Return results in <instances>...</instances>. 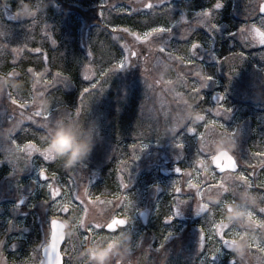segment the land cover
I'll return each mask as SVG.
<instances>
[{"label":"rangeland","instance_id":"rangeland-1","mask_svg":"<svg viewBox=\"0 0 264 264\" xmlns=\"http://www.w3.org/2000/svg\"><path fill=\"white\" fill-rule=\"evenodd\" d=\"M192 1L194 0H170L168 10L160 16H155L154 22L175 25L172 33L166 35L162 41L170 49H179L174 55H187L189 48L182 46V43L197 31L204 33L202 36L207 37L209 44L204 43L202 44L203 47L197 50V59L200 56L204 58V72L202 74L208 73L213 79L202 91L206 99L202 102V106L215 108L216 98L224 95L223 105L231 111L222 113L220 117L202 113L206 115L209 126L206 130L199 125L202 115L196 109L194 102L190 100L189 89H186L178 80L179 64L177 67L164 64L161 71H156L154 68L156 63L155 52L150 55L151 62L149 65L151 68L149 74L151 75L147 80L144 74H133L132 71L128 70L130 69L129 66L113 72L110 75L111 78L109 77L106 83L102 85L103 91H100L101 86L98 85L97 89L92 90L90 94L85 93L83 100L80 98L78 107L81 108V113H84L82 114L84 123L87 122L86 126L94 138L95 147L86 160L76 163L74 166H68L66 171L73 169L77 186L87 184L90 187L93 200L96 196H100L101 201L115 203L118 197L127 196L132 204L130 214L134 238L141 239L144 246L134 248L133 234L126 230H122L114 236L106 233L96 235L94 238L90 236L87 241L78 238V228L86 227V221L102 224L103 219L100 215L106 213L111 207V205L106 207L103 203L94 202L88 205V213L85 215L81 213L82 216L79 218L77 215L79 209L73 211L66 220L58 218L67 225V239L76 242L77 249L73 253L74 257H78L77 254L82 253L84 247H87L88 252L95 253L99 260L102 259L101 253L105 256L122 254L126 257L139 258L138 256L142 252L141 255L145 256L146 264H200L199 229L203 225V214L197 215L194 204L189 203L180 206V214L170 224L163 222V218L170 214L169 206L174 202L175 194L172 188L174 181L178 182L177 186L182 189L179 194L181 197H191L194 196L196 189L189 188L188 181L193 184L199 181L200 185H203L206 175H208V179H211V162L205 160V163L196 164L195 157L192 159L197 148L194 137H185L186 147L182 154L173 147L171 137L175 136L178 128L184 127L189 121L194 125L198 124L199 131H206L208 139H216L212 143V151L215 154L221 150L229 153L235 151L241 169L250 174L253 169L248 168L247 164L255 165V176L251 178L257 184L264 182V169L260 166L261 158L252 155L254 152H264V50L246 46V58L234 61L235 72L230 75L232 68L229 63L223 61L217 63L215 61L217 57H220L219 54L226 53L222 57L229 58L232 54L241 52L242 45L238 42V36L228 35L229 26L225 24H218L219 31H216L213 36H210L204 27H198L197 25L206 24L210 19L217 23L218 20L224 18L225 14L222 13V8L218 12L214 11L211 18L203 17L200 15L202 11L193 10L194 3ZM209 1L200 0V6L208 4ZM241 1H239L240 6L245 4L239 7L240 9L243 7L241 9L243 12L232 14L237 19H240V15L243 13H249L247 11L250 5L258 2V0ZM147 2L149 0H139V2L138 0H34V2L33 0H27V2L21 0L18 15L25 20L13 22L6 19V16L11 15V11L7 7L0 11V30L7 33L5 40L0 39V64L8 53L19 60L25 51V44L29 47L36 43V46L39 47L43 42L42 38L48 41L52 49L61 45L63 47L62 52L65 54L66 47L74 45L77 37L78 45L82 47L78 65L81 68V65L88 62L86 74L90 78L89 80L82 78V81L91 85L93 81L99 78L97 72L100 71L101 63L104 61L101 56L102 53H96L89 57L90 49L86 47L83 36L94 37L103 34L107 36L109 44L119 51L125 45H128L132 50V45L141 43L136 41L134 33L142 35V30L122 21L125 18L136 19L139 17L141 25L147 22L149 18L146 15L141 14L132 17L126 15V10L133 7L143 8ZM101 3L107 5L104 20H101L99 16ZM12 8H15V0H13ZM209 9H214V6ZM92 10H97L100 24L87 23V16L92 18V13H90ZM37 13L41 17L33 30L28 32L26 25L30 21L27 19ZM43 15L44 17H42ZM181 16H186L190 23H180ZM44 18L49 26L48 29L44 28ZM113 27L117 28V31L113 32ZM125 27L130 29L129 33L122 31ZM258 39L264 42V35L258 33L257 43ZM129 41L132 42V45H129ZM95 43L100 49H105L106 44L103 39L100 42L95 40ZM5 44L7 46H4ZM13 48H17L19 51H13ZM106 49L108 50L109 46ZM66 51L70 52L68 49ZM111 59L108 57L107 62H110ZM143 65L141 62L142 73L145 71ZM81 70L82 76L85 71L82 68ZM187 70L185 69V71ZM117 73L122 75L117 76ZM180 75L182 76V74ZM113 83H120L116 93L119 97L113 100L114 104L111 108L106 103L100 106V100L108 101V95L113 93L109 92ZM148 83L154 84V92L149 89ZM187 83L189 85L197 83L199 86L202 81H199L193 72L191 77L187 78ZM35 84L41 85L40 79H37ZM61 84L70 87L66 80L58 85ZM169 88L172 89L171 92L168 91ZM251 89L258 93L256 94L257 97L255 96L257 99L255 102H252L254 97L248 95ZM177 93L181 94L179 98H177ZM41 95L43 94L37 93L33 102L29 103L30 109L40 114H42L40 110ZM241 101L244 104L254 103L255 110L253 113L246 108L239 110L236 103ZM177 105L182 110L174 113L170 122L162 128V137L153 134L151 128L156 111L162 110L163 113L171 115L169 109L175 108ZM143 112L145 116L142 115ZM4 113L5 111L0 109V124ZM71 114H73L71 117L63 116L61 118H59L60 115H58L59 117L54 115L52 120L55 121L59 118L61 123H69L71 118L75 116V112ZM27 119L24 118L19 121L20 124L27 123ZM213 119L222 123L225 128L213 127L211 125ZM60 122L56 120L53 124L56 125ZM161 123L163 124V117ZM225 130L237 133L236 143L230 135H221ZM4 142V138L0 137V159L8 161L0 165V171H5V174L0 178V238L7 234L8 245H17L16 252L8 253L9 259L15 260L27 258L32 254L31 250L38 246L41 237L40 221L44 215L40 204L43 193L33 183L37 181L34 162L30 163L24 171L18 172L17 168H23L25 161L21 158L17 162L19 152L14 146H6ZM134 143L137 145L136 154L140 157L139 160L135 161L131 159L133 155L131 146ZM141 143L146 145L143 151H139ZM225 145L227 147H224ZM26 148L37 151L33 145H27ZM41 152L50 160L56 158L55 151L50 148ZM181 155L183 156L182 159ZM121 161H127V165L122 164ZM11 163H18V166L14 167ZM112 163L113 166H109ZM86 167L91 171L88 175L84 171ZM177 167H181L185 173L190 172L191 176L178 175L175 171ZM154 169L156 175L152 174ZM141 170L151 173V177L155 181L154 185L144 186L133 192L132 189L137 188L135 182L136 178L140 176L138 173ZM161 170L168 174L166 178L160 174ZM121 177L127 182V189L121 187ZM225 179L227 180V176ZM261 191L264 190L256 188L254 191L243 190L238 192L235 201L224 205L222 219L216 226L218 232L230 227L239 229L238 234L233 237L231 242L232 253L237 258L244 257L250 245H258L264 242V214H260L257 209L255 216L249 215L250 209L264 206L262 205L264 192ZM18 199L24 200L25 203L17 209L15 205ZM209 203L213 206L220 205L221 195H208L206 202L201 205V210L208 211ZM33 205H35V209H33ZM68 207L65 205V211L68 210ZM91 209L96 211L98 219H90ZM144 211L148 214L146 225H143L139 218V213ZM9 221H12L11 225ZM74 221L75 223H73ZM169 232L172 233V236L165 242L163 237ZM160 243H165V247L157 252L156 248ZM150 244L152 248H148ZM102 245H104L103 249H101ZM82 256L85 257V255ZM231 256V253H224L218 258L217 264H228ZM246 259L247 264H264V253L257 252L253 248L252 254Z\"/></svg>","mask_w":264,"mask_h":264},{"label":"snow or ice","instance_id":"snow-or-ice-1","mask_svg":"<svg viewBox=\"0 0 264 264\" xmlns=\"http://www.w3.org/2000/svg\"><path fill=\"white\" fill-rule=\"evenodd\" d=\"M27 2V0H24ZM34 2V0H33ZM139 2V0H138ZM13 0H0V11H3L5 7H7L11 11V15L6 16L5 18L18 22L25 19H21L18 15V9L21 5V0H15V8H12ZM170 4V0H149V2L143 5V8H131L130 10H126V15L132 17L134 15H146L149 20L144 23L143 28L147 29L142 31V35L138 33H134L136 41H140L142 44L146 45L145 49L140 51H132L128 45H125L120 50V56L114 58L115 63L109 62L107 68H101L99 71V78L93 81L90 87H85L81 93V100L84 98L85 93H91L92 90L97 89L98 85H100V91H103L102 85L106 83L107 79L110 75L117 71L123 70L125 67L132 66L135 61L139 60L142 56L146 59L148 55L155 52V60L156 63L154 68L156 71H161L164 64H171L172 67H177L179 64L178 71V80L180 83L186 88L189 89L190 100L194 102L196 109L201 113L202 119L199 123L206 130L209 126V121L206 120V115L202 113L209 114L214 117H220L222 113H229L231 110L224 107L223 101L225 99L224 95H220L216 98L217 104L215 108H206L202 106V102L204 101V96L202 91L204 88L208 86V84L212 81V76L208 73H204L203 60L202 56L197 59V50L202 48L203 45L200 41H193L189 47V53L187 55H174V53L178 52V50H173L164 45L163 38L171 34L175 25L169 24H158L154 22L155 16H160L168 10ZM107 5L101 3L99 6V16L101 20L105 19V9ZM224 7L223 0H216L214 5V9H209L207 11H202L200 13L201 16L211 18L213 16L214 11L218 12ZM41 15L37 13L35 16L27 19L30 21L26 25L27 31L31 32L33 28L36 26L38 20ZM44 17V15L42 16ZM180 23L188 24L190 23L189 19L186 16L180 17ZM107 26V25H106ZM198 27H204L205 31L209 33L210 36H213L216 31H219V25L216 24L211 19L208 23L203 25H197ZM44 28L48 29L49 26L44 18ZM112 31H117V28L113 27ZM124 33H129L130 29L125 27L122 29ZM264 35V0H258L255 4L254 12L251 15L250 23L242 26L237 30V32L229 33L230 36H238V42L242 45V50L238 54H232L229 58L217 57V63L223 61L230 64L232 68V72L230 75L235 72L234 61H239L240 59L246 58L245 47H258L264 50V42H261L258 39L257 43V34ZM7 33L3 30H0V39L5 40ZM123 38V37H122ZM55 44V41L53 40ZM4 46H7L6 44ZM27 48V51L34 52L37 55L42 54L43 60L47 65L49 63V57L46 52L43 51L42 48L36 47L35 49L28 47L26 44L24 45ZM13 51H19L17 48H13ZM93 54L89 51V57ZM186 61V63H185ZM86 62L81 65V68L85 71V74L82 75L84 80H89V76L86 74ZM18 66L15 58L13 59V67L10 72L16 73L15 70ZM49 71L48 67L44 68ZM185 69H188L185 71ZM34 70L32 67H28L26 71H23L21 76H18V79L26 78L30 72ZM0 72H3L0 70ZM199 78V86L197 83H193L189 85L187 83V78H190L192 73ZM21 73V72H19ZM182 74V76L180 75ZM147 80V77H145ZM69 79L67 76H63L61 71H56L52 76L51 80H47V82H43L44 88H38L37 85L35 87H31L30 96L31 100L36 94H46V91H50L57 87L59 83ZM149 84V89L153 92L155 91V86L152 83ZM169 92L172 91L171 88L168 89ZM29 95L20 96L14 93L11 90H8L3 95H0V101L6 100L8 107L11 109V117L7 120L6 123L0 124V131L5 130L8 127H11L17 119H23L24 117H28L27 123L24 122L19 131H16L9 140L5 141L9 146H14L15 149L19 152V157L16 160L20 161L21 158L25 161L23 168H17L18 172H22L25 170L30 163L35 162L37 160L40 163L36 164L37 171V181L33 183L37 186L39 191L43 193L42 199L40 201L41 207L43 209L44 215L41 217L40 227H41V237L38 242V246L31 250L32 254L27 258H19V259H9V252H16L17 245L12 244L8 245L7 243V234L0 238V264H55L54 259H49L47 253L44 252V245L51 238V229L52 223L55 219H68L69 216L72 215L73 211L79 209L77 215L79 216L85 215L88 213V205L98 202L103 203L106 207L111 205L108 208L107 212L103 215H100L103 219V223H90L87 224L86 227L80 229L78 228L77 236L80 239L87 241L90 236L95 237L101 233H112V229L108 227L111 223L112 219L115 217L117 219H126V222L122 226L120 230L132 231V216L130 214V210L132 211L131 201L127 196H123L122 198L118 197L116 202L112 201H101L100 196H96L94 200L92 199V192L90 187L87 184H82L77 186V181L74 178L73 169L71 170H63L59 163L54 159L46 158L42 152L35 150H28L26 148L27 145L35 144L40 146L39 137L45 133V131L52 126V124L63 116H71L70 113L64 111L62 112L60 108L52 107L47 115H42L35 110H31L29 106ZM177 98L181 96L180 93H177ZM54 106V105H53ZM60 112L61 115L55 121L52 120L53 111ZM181 107L177 105L175 108H170L168 113H163L162 110L156 111V115L154 118V123H152L151 131L153 134L162 137L161 130L167 123L170 122L172 116L177 111H181ZM81 115V108L77 107L75 109V116L77 119ZM145 116V113H142ZM163 117V124L161 123V118ZM198 124L194 125L191 121L187 122L184 127L178 128L176 130L175 136L171 137L173 147L177 149L179 153H183L186 144L185 137L190 136L194 137L196 140L197 148L194 153L192 159L195 157V163L200 164L201 162L205 163V160H212L215 157V153L212 151V143L216 139H208L205 132L199 131ZM211 125L213 127L225 128L222 123H218L215 119L211 121ZM228 134L230 135L236 143V135L235 132H229L225 130L221 135ZM21 136L27 137V139L21 140ZM27 141V142H25ZM133 155L131 159L133 161L139 160V155L136 154L137 145L134 143L132 146ZM146 145L141 143L139 146V151H143ZM237 147V145H236ZM236 150V149H235ZM254 157L261 158V168L264 169V152H254L252 153ZM202 157V158H201ZM183 156L181 155V159ZM191 159V160H192ZM5 162H8L4 159H0V165H3ZM122 164L127 165V161H121ZM214 167L210 172L211 179H208V175H206L203 185H200L199 181L196 184L188 181L189 188H195V194L191 197H181L179 194L181 193V187L177 186L176 181L172 186L174 191V202L169 206L170 214L166 215L163 218V222L165 224H170L179 214H180V206L187 205L189 203L194 204L195 212L197 215L203 214V225L199 229V246L198 251L200 253V264H217L218 258L221 257L224 253H231L232 256L228 260V264H247V256L252 254V249L255 248V251L264 253V242L258 245H250L246 255L242 258H237L232 253L231 242L235 235L238 234L239 229L228 228L223 231H217V224L222 219V212L224 211V205L229 204L237 199L238 192L243 190H252L259 188L264 190V182L257 184L251 177L255 176V165L247 164L248 168H252V173H247L240 167V161L238 160L235 151L229 154V157L222 160L220 165H216L211 163ZM12 166H18V163H11ZM60 169L66 174L67 178H63L60 173ZM178 175H188L191 176V173H185L181 167H177L175 169ZM227 176V180L225 179ZM120 185L123 189H127L128 184L124 181V178H120ZM195 186V187H194ZM264 192V191H261ZM218 194L221 195V204L213 206L212 204H208V211H202L201 205L206 202V197L208 195ZM25 203L24 200L18 199L15 207L18 209L23 206ZM65 205H68V210L65 211ZM264 205V202H262ZM35 209V205L32 206ZM258 209L260 214H264V206H260L258 208L250 209L249 215L255 216V212ZM26 215V213H25ZM217 216L219 217L217 219ZM75 223V221L73 222ZM9 224H12V221H9ZM172 236V233H167L164 235L163 240L167 242ZM133 247H143V242L139 238H134L133 234ZM154 243V242H153ZM82 247V246H81ZM165 243H160L156 248V251L164 249ZM148 248H152L150 244ZM77 245L74 240L65 239L60 243L59 250L61 255L60 264H73L74 256L73 253L76 251ZM41 250L44 253L42 257L40 255ZM67 257V259H65ZM113 264H121V262L116 259L113 261ZM126 264V261L123 262Z\"/></svg>","mask_w":264,"mask_h":264},{"label":"trees","instance_id":"trees-1","mask_svg":"<svg viewBox=\"0 0 264 264\" xmlns=\"http://www.w3.org/2000/svg\"><path fill=\"white\" fill-rule=\"evenodd\" d=\"M239 1L241 0H223L224 7L222 9V13H224L225 15L223 16L224 18L222 17L223 19L218 20L216 24H219V25L225 24L229 26V28L227 29L228 35L229 33L236 32V30H238L242 26H245L248 23V21H250L251 15L254 12L255 4L254 5L251 4L252 6L250 5L247 11L249 13H243L242 15L239 14L240 19H237V17H234L232 14L239 13L241 9L243 8L242 7L240 9L239 7H241L242 5L243 6L245 5L243 3L240 6ZM192 2L194 3V6L192 7L193 10L201 12V11H207L209 8L213 7L216 3V0H210L208 4L203 5V6L202 5L200 6V0H194ZM242 12L243 11H241V13ZM90 13H92V18L88 15L86 18L87 23L89 24L99 23L100 24V19L99 17H97V10H92ZM246 17H249V18L246 19ZM117 22H119V20H117ZM122 22L128 23L130 26L132 25L133 27L137 26L139 30L141 29L142 31H144V29L142 28V25L144 24L142 23L141 25V19L139 17H136V19H129V18L126 19L125 18V20ZM203 34L204 33L197 31L196 33L187 37V40L184 43H182L183 44L182 46H184L185 48H189L188 46L194 40L200 41L202 44L205 43L208 45L209 44L208 39L205 35L203 37L202 36ZM37 38H42V37H37ZM83 39L86 42V45H87L86 47L90 49V52L92 54L95 55L96 53L98 54L102 53L101 56L103 57L102 59L105 63L104 62L101 63L102 64L101 68L108 67L109 65V62H107L108 57L112 58L110 62L115 63L116 61L114 60V58L120 56L119 49H117L116 47H112L109 44V41L106 35L98 34L94 37L83 36ZM102 39L104 40V43L106 44V46L107 47L109 46L108 50L106 49L107 48L106 46L104 50L100 49L97 46L98 44L95 43V40H98L100 42ZM202 39L203 41H201ZM75 40L76 41L74 45H70L66 47L68 50H70V52L68 53L66 49L65 54H63L62 52L63 47L61 45L58 46V48L52 49L50 48L48 41L42 38L43 42L39 47L42 48L43 51L47 53L49 57V63L47 65L45 64L42 54L37 55L34 52L27 51V49L25 48V51L23 52L21 58L19 60L15 59L18 63V66L15 69L17 72L15 74L10 72L13 67L14 57L12 54L8 53V55L5 56V58L3 59V62L0 64V70L3 71V72H0V95H3L8 90L13 91L14 93L20 96L29 95L31 91V87H35L37 85L38 88H44L45 86L43 82H47V80H51L52 76L54 75L56 71H61L63 76H67L69 78L66 81L70 87H66L65 85L61 84V85H57L56 88L51 89L50 91H46V94L45 95L43 94L40 97V101L42 103L40 110L42 111V115H47L49 111L52 109V107H54V109L60 108L62 112L66 111L70 113V115L72 116L73 114L71 113H74L75 109L78 107L82 90L85 87L90 86L89 83L82 81V76H81L82 70L78 65L81 59L80 54H82L81 52L82 47L78 45L79 42H78L77 37L75 38ZM129 43H130L129 45H132V42L129 41ZM29 47L35 49L37 46H36V43L35 44L33 43ZM146 47H147L146 45L142 43H138L136 45H132L131 48H132V51H140L142 49H145ZM225 54L223 53L219 55L220 57H222V55L224 57ZM150 55H148L146 59L142 56L139 60L135 61L136 64L130 66V69L128 70L132 71L133 74H137V75L144 74L147 78H150V75H151L149 74V71L151 68L149 65L151 62ZM141 62H143L144 64L143 66L145 67L144 73H142V69L140 67ZM28 67H32L34 70H32L26 78L18 79V76H21L23 71H26ZM45 67H48L49 69L48 72L47 70L44 69ZM116 75L119 76L122 74L117 73ZM97 76L99 77V71L97 72ZM37 79H40L41 85L35 84V81ZM115 82H117V80ZM119 84L120 83L112 84V86L109 88V92L110 93L113 92V93L108 95L109 96V98H107L108 101L105 102V101L100 100V106L106 103L109 108L113 107L112 105L114 104L113 100L119 97L116 94ZM62 87L65 89H63ZM33 99L31 100V96L29 95V103L33 102ZM0 109L5 111L1 119V124H4L11 117V109L8 107L6 100L0 101ZM100 110H102V108H100ZM82 114L84 113H81L78 119L76 116H73L71 118L72 120L69 123L63 124L58 119L57 121L60 123L56 125L52 124V126L49 127L45 131V133L39 137L40 146H37L35 144H30V145H33L34 148L39 152L47 150L49 148L55 151L56 142H52V144L50 145L49 141L51 140V137L53 133L55 132V130L59 127L69 128V129L75 130L77 133H80V134H83L85 131L89 132L86 126L87 122L84 123V119H83L84 116ZM54 115H57V117H59L58 115H61V113L54 110L52 113V116ZM24 118H28V117H24ZM23 119H17V121L11 127H8L3 131H0V137L4 138V141L9 140L16 131L20 130L23 124H20L19 121ZM24 139H27V137L21 136V140H24ZM7 145L8 144L6 143V146ZM55 155H56L55 160L59 163V165L62 167L63 170H66L68 165L64 163V160L61 158V155H57L56 151H55ZM38 163H40L39 160L35 161L34 165ZM109 166H113V163L110 164ZM62 169L59 170L61 173V176L66 179L67 176L63 172ZM89 170L90 169L88 167L84 168V171L87 175L91 172ZM152 172H153L152 174H155V175L157 174L155 169ZM3 174H5V171L4 172L0 171V178L2 177ZM138 174L140 176L136 178V182H135V185L137 186V188H133L132 189L133 192L136 190H139L140 188H143L144 186L154 185L155 181L151 177L152 175L149 171L144 172L143 170H141ZM96 214H97L96 211L94 209H91L90 219H93V218L98 219V217H96Z\"/></svg>","mask_w":264,"mask_h":264},{"label":"clouds","instance_id":"clouds-1","mask_svg":"<svg viewBox=\"0 0 264 264\" xmlns=\"http://www.w3.org/2000/svg\"><path fill=\"white\" fill-rule=\"evenodd\" d=\"M52 142H56L55 151L57 155H61L64 163L68 166H74L76 163L86 160L95 147L94 138L90 132L85 131L80 134L65 127H59L55 130L49 141L50 145ZM101 257L104 260L107 259L103 253H101ZM97 264H101V261L97 260Z\"/></svg>","mask_w":264,"mask_h":264},{"label":"water","instance_id":"water-1","mask_svg":"<svg viewBox=\"0 0 264 264\" xmlns=\"http://www.w3.org/2000/svg\"><path fill=\"white\" fill-rule=\"evenodd\" d=\"M229 154L230 153L228 151L221 150L215 154V157L211 163H214V164L219 166L220 162L222 160L229 157ZM212 167H214V166L212 165ZM160 174L165 178L168 176V174L166 172H164L163 170L160 171ZM147 217H148V214L146 211L139 213V218H140L141 223L143 225L147 224ZM124 223H125V221L123 219L115 218L108 225V227L111 228L112 232H113L116 224L118 226L122 227L124 225ZM64 240H65L64 224L61 221L55 219V220H53V223H52L51 238L49 240L48 245L44 247V252L47 253V256L50 260L54 259L55 264H60L61 255H60L59 246H60V243ZM41 256L42 257L44 256V253L42 250H41Z\"/></svg>","mask_w":264,"mask_h":264},{"label":"flooded vegetation","instance_id":"flooded-vegetation-1","mask_svg":"<svg viewBox=\"0 0 264 264\" xmlns=\"http://www.w3.org/2000/svg\"><path fill=\"white\" fill-rule=\"evenodd\" d=\"M256 91L254 89H251V91H249L248 95H252L254 98V100L252 102H255L257 99H255L256 96ZM257 97V96H256ZM249 103V104H244L242 101L241 102H237L236 105H238L237 107L239 108V110H242L243 108H246L247 110H250L252 113L255 110L254 109V103ZM251 142L249 141V144ZM213 168V167H212ZM115 219V217L112 219V221ZM59 220V219H56ZM125 222L126 220L123 219ZM61 221V220H59ZM111 221V222H112ZM64 224L65 227V239L67 238V225H65V223L63 221H61ZM87 224L90 223H94L92 221H90L89 223L86 221ZM117 229H122V227L118 226L117 224L115 225V229L113 230L112 233H106L108 235L114 236L118 233H120L122 230L117 231ZM49 243V241L44 245L47 246ZM104 248V245L101 246V249ZM89 250L87 249V247H84V251L82 253H78L77 256L78 257H74V261L73 264H97V260H99V257L93 253V252H88ZM142 253V252H141ZM141 253L139 254V258H135V257H126L125 255L120 254L119 256L116 254L113 255H106L107 259L104 260L103 258L100 260L101 264H113V261L118 259L121 264H123V262L126 261V264H146L145 260V256H142ZM41 255V252H40ZM82 255H85V257H83ZM86 257H88V260H86ZM65 259H67V257H65ZM143 260V261H142ZM145 262V263H144Z\"/></svg>","mask_w":264,"mask_h":264}]
</instances>
